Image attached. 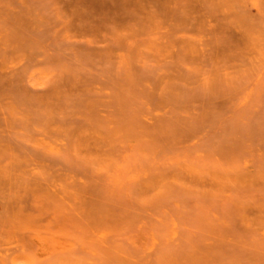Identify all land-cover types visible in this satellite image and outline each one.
Masks as SVG:
<instances>
[{"label":"rangeland","instance_id":"1","mask_svg":"<svg viewBox=\"0 0 264 264\" xmlns=\"http://www.w3.org/2000/svg\"><path fill=\"white\" fill-rule=\"evenodd\" d=\"M0 264H264V0H0Z\"/></svg>","mask_w":264,"mask_h":264},{"label":"bare ground","instance_id":"2","mask_svg":"<svg viewBox=\"0 0 264 264\" xmlns=\"http://www.w3.org/2000/svg\"><path fill=\"white\" fill-rule=\"evenodd\" d=\"M36 238V237H35ZM38 238V237H37ZM38 240H39V238H38ZM44 241V240H43ZM46 242V241H45ZM46 244L48 245V243L46 242ZM40 251H46L47 250V245H45V243L44 242H41L40 241ZM38 248V247H37ZM51 249V248H50ZM49 251H51V250H49ZM46 253V252H45ZM44 254V253H43Z\"/></svg>","mask_w":264,"mask_h":264}]
</instances>
